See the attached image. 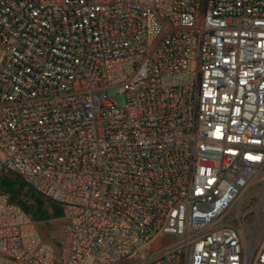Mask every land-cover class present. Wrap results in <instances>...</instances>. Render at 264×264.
Masks as SVG:
<instances>
[{
    "label": "built area",
    "instance_id": "obj_1",
    "mask_svg": "<svg viewBox=\"0 0 264 264\" xmlns=\"http://www.w3.org/2000/svg\"><path fill=\"white\" fill-rule=\"evenodd\" d=\"M9 174L65 228L0 188L11 264H264V0H0Z\"/></svg>",
    "mask_w": 264,
    "mask_h": 264
},
{
    "label": "rangeland",
    "instance_id": "obj_2",
    "mask_svg": "<svg viewBox=\"0 0 264 264\" xmlns=\"http://www.w3.org/2000/svg\"><path fill=\"white\" fill-rule=\"evenodd\" d=\"M117 102L118 105L124 104V95L121 93L120 89H114L110 92ZM261 183L258 182L253 188L249 190L247 195L243 200V210H250L252 207L260 201V196L262 194ZM46 215L43 220L38 222V228L43 238L49 240L53 244H58L64 238L65 228L64 223L61 217H54L52 212L49 210L50 206L48 204L44 205ZM237 207L233 208V211H236ZM255 219V211H252L244 218L243 220V230H244V239L246 243L247 250L254 254L255 243L251 241V229L253 221ZM264 229V208L261 214L259 228L257 234L259 235ZM0 264H11L3 258H0Z\"/></svg>",
    "mask_w": 264,
    "mask_h": 264
},
{
    "label": "trees",
    "instance_id": "obj_3",
    "mask_svg": "<svg viewBox=\"0 0 264 264\" xmlns=\"http://www.w3.org/2000/svg\"><path fill=\"white\" fill-rule=\"evenodd\" d=\"M0 188L7 193L10 202L18 204L26 213L30 214L37 223L40 220L46 219L45 204L50 206L49 210L54 217H61L62 215L59 205L46 200L32 191L16 175H1Z\"/></svg>",
    "mask_w": 264,
    "mask_h": 264
}]
</instances>
